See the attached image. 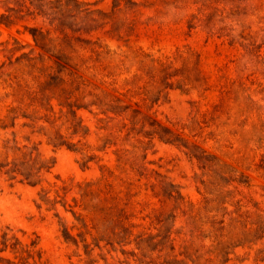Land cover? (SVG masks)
I'll return each instance as SVG.
<instances>
[{
  "label": "trees",
  "instance_id": "1",
  "mask_svg": "<svg viewBox=\"0 0 264 264\" xmlns=\"http://www.w3.org/2000/svg\"><path fill=\"white\" fill-rule=\"evenodd\" d=\"M135 6L133 0H112L113 8L133 12ZM110 22L102 11L83 0H0V24L23 27L51 62L44 81L32 85L18 80L9 84L8 92L0 93L5 111L0 129L14 128L20 119L24 120L22 127L35 128L40 123L37 132L46 137L48 144L80 152L83 154L80 166L86 168L93 162L99 175L78 182L70 202L67 195L71 188L65 183L54 182L51 185L54 188L49 189L42 185L45 176L52 172L54 159L44 158L37 144L20 145L13 130L12 138L1 139L5 156L0 161V172L9 180L39 186L36 206L54 209V216L63 222V239L75 246L81 242L87 254L94 248H114L115 244L122 246L133 241L142 258L153 253L161 256L168 249L172 260L163 264H233L238 248H252L264 239V210L251 208L235 198L230 185L246 181L237 179L233 168L171 127L150 119L137 108L140 107L137 103L134 108L86 79L91 76L104 84L106 78H112L111 84H115L126 68L124 59L128 54H120L86 37ZM127 27L133 28L130 22ZM123 31L126 33L125 28ZM213 31V27L208 28V33ZM181 54L177 51L170 58L131 51L130 56L138 70L160 72L163 83L168 85L171 84L168 79L178 75L172 68L174 59L179 57L183 62L189 59ZM82 110L95 118V129L100 134L98 145L86 141L91 128L83 120ZM139 122L146 140L136 136ZM155 137L183 149L202 171L211 174L212 178L203 183L197 207L186 204L178 186L153 176L146 158ZM109 153L113 156V167L104 162ZM58 205L71 214L70 226L59 215ZM179 219L182 225L173 232ZM145 223L147 229L160 228L161 232L141 231L134 235L133 229L146 228ZM72 229L78 231L76 235ZM172 234L182 238L177 250ZM256 251L260 259L264 257V249ZM0 264H46L37 236L25 240L9 226L0 228Z\"/></svg>",
  "mask_w": 264,
  "mask_h": 264
},
{
  "label": "rangeland",
  "instance_id": "2",
  "mask_svg": "<svg viewBox=\"0 0 264 264\" xmlns=\"http://www.w3.org/2000/svg\"><path fill=\"white\" fill-rule=\"evenodd\" d=\"M83 1L92 3L111 20L86 37L120 54H128L124 59L126 68L115 84H111L112 78H106L104 84L91 76L86 79L134 108L137 103L140 106L137 108L150 119L171 127L233 168L237 179L246 181V184L230 185L235 198L251 208L264 210V0H133L136 3L133 12L113 8L112 0ZM128 22L133 28L127 27ZM191 22L194 24L190 28ZM209 27L214 28L212 34L208 33ZM131 51L170 58L179 51L189 59L186 62L179 57L174 59L172 68L178 75L168 79L171 84L165 85L162 73L138 70ZM50 64L47 54L35 45L23 27L0 24L1 94L8 92L9 84L18 80L32 85L44 81ZM182 78L183 81H178ZM2 106L0 103V118L5 114ZM80 114L91 128L86 141L98 145L100 134L95 129V118L86 110ZM23 121L18 120L14 128L0 129V161L5 156L1 139L12 138L13 130L20 145L37 144L44 158L54 159L52 172L45 176L42 185L49 189L54 188L51 186L54 182L65 183L71 188L67 195L71 202L75 185L96 178L98 166L90 162L88 167H81L83 154L65 147L53 148L37 132L40 123L28 128L21 126ZM136 127V136L146 140L141 123ZM112 159L110 153L104 156L110 167L114 165ZM146 159L153 176L178 186L186 204L196 207L200 204L203 183L212 176L202 171L195 159L156 137L148 146ZM38 190L39 186L9 180L0 172V228L9 226L25 240L37 236L46 264H163L172 260L168 249L161 256L153 253L142 258L133 241L122 246L115 244L114 248H94L87 254L81 242L75 246L63 239V222L54 216V209L36 206ZM53 196L51 191L50 197ZM57 211L70 226L71 214L59 205ZM144 225L146 228H134V235L141 231L161 232L160 228L147 229L148 224ZM180 225L179 219L172 231ZM71 232L76 235L78 231ZM175 237L177 250L182 238ZM87 240L91 238L87 236ZM259 248L264 249V239L252 248H238L233 264H264V257L260 259L256 251Z\"/></svg>",
  "mask_w": 264,
  "mask_h": 264
}]
</instances>
